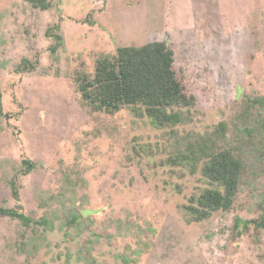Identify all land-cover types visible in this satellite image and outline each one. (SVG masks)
<instances>
[{"label":"rangeland","instance_id":"obj_1","mask_svg":"<svg viewBox=\"0 0 264 264\" xmlns=\"http://www.w3.org/2000/svg\"><path fill=\"white\" fill-rule=\"evenodd\" d=\"M48 1L41 10L0 0V207L55 228L0 217V264H264V229H234L262 215L264 103L247 101L264 98V0ZM154 42L173 51L195 100L183 123L90 111L77 75L93 74L101 55ZM204 141L242 155L245 169L230 211L189 224L184 205L213 186L201 164L192 173L174 162ZM26 158L38 168L15 179ZM74 205L87 212L76 238L60 228Z\"/></svg>","mask_w":264,"mask_h":264},{"label":"trees","instance_id":"obj_2","mask_svg":"<svg viewBox=\"0 0 264 264\" xmlns=\"http://www.w3.org/2000/svg\"><path fill=\"white\" fill-rule=\"evenodd\" d=\"M26 1L36 9L51 8L48 0ZM53 39L57 41L53 47L55 52L58 46H63V38L56 35ZM174 63V53L165 42L148 43L140 47H121L114 55H101L96 60L93 74L79 73L76 78L77 90L83 103L92 112L114 115L130 109L135 117H147L157 127L176 126L184 121L182 110L192 107L195 100L185 92L178 80ZM2 97L0 92V104ZM247 102L250 106L262 104L264 98H248ZM220 128L223 132L226 131L225 124H221ZM245 133L253 137L254 130L246 128ZM260 135H263L264 142V119L261 122ZM210 142L190 145L186 153H178L174 162V165L188 163L192 173L196 171L197 164L198 166L201 164L203 177L213 186L205 189L200 195L191 197L189 203L184 205L183 210L189 224L201 223L218 212L230 211L240 191L245 158L230 149L214 151ZM38 166L36 162L24 159L15 179L19 174L29 175ZM15 179H12L10 186L14 198L19 201ZM260 207L262 215L259 220L245 221L240 218L235 220L234 229L239 235L243 227L249 229L251 225H255L257 229H264V196H261ZM78 212L76 206H72L64 221L60 223V228L67 226L77 232L74 238L78 237L83 228L82 218L87 214L83 210ZM0 217L20 220L27 227H43L45 231H52L55 228L53 219L44 217L34 220L13 208L0 207ZM78 261L90 264L82 257H79Z\"/></svg>","mask_w":264,"mask_h":264}]
</instances>
